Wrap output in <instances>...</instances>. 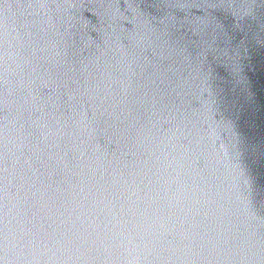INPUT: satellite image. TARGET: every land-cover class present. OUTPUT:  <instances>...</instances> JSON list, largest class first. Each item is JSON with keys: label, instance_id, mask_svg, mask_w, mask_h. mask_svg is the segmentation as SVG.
Here are the masks:
<instances>
[{"label": "water", "instance_id": "water-1", "mask_svg": "<svg viewBox=\"0 0 264 264\" xmlns=\"http://www.w3.org/2000/svg\"><path fill=\"white\" fill-rule=\"evenodd\" d=\"M0 264H264V0H0Z\"/></svg>", "mask_w": 264, "mask_h": 264}]
</instances>
